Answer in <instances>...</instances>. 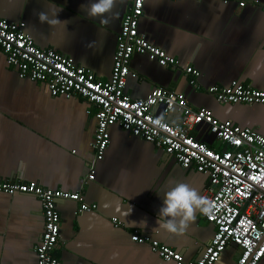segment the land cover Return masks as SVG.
<instances>
[{
	"label": "crops",
	"instance_id": "1",
	"mask_svg": "<svg viewBox=\"0 0 264 264\" xmlns=\"http://www.w3.org/2000/svg\"><path fill=\"white\" fill-rule=\"evenodd\" d=\"M257 1L144 0L138 33L177 65L161 66L133 54L129 69L137 78H127L125 93L138 100L153 88L174 91L219 121L264 135V106L219 104L206 93L209 86H228L232 81L264 91V13L260 10L264 0ZM92 2L0 0V19L23 22L35 46L71 57L105 81L110 78L121 20L132 0H117L111 13L95 18L81 7ZM41 12L62 23H41ZM187 65L200 73L194 87L184 73ZM95 111L83 99L53 97L44 84L19 79L0 53V181H33L46 189L79 192L85 204L95 205L92 211L76 213V202L56 201L60 230L54 255L59 264H174L160 259L148 245L132 242L133 229L186 261L199 259L214 233L199 212L182 236L153 229L158 227L159 208L168 190L182 182L201 194L207 177L193 168H181L173 157L118 125L109 129L103 159L93 164ZM154 112L169 124L182 121L175 110L163 115L157 107ZM191 135L210 147H220L205 126H196ZM89 174L92 180H86ZM112 219L120 224L114 225ZM42 225L37 197L0 193V264H36L34 248ZM238 254L236 247L227 246L216 264H233ZM258 264H264V256Z\"/></svg>",
	"mask_w": 264,
	"mask_h": 264
},
{
	"label": "built area",
	"instance_id": "2",
	"mask_svg": "<svg viewBox=\"0 0 264 264\" xmlns=\"http://www.w3.org/2000/svg\"><path fill=\"white\" fill-rule=\"evenodd\" d=\"M191 1L199 3L202 0ZM253 2L258 4L257 0ZM143 3L144 0H132L121 20L108 80H98L90 69L77 65L71 57L35 46L24 32L23 22L0 19V53L19 79L44 84L53 97L83 99L96 107L90 144L93 164L103 159L109 144V129L118 125L173 157L181 168H193L207 177L201 195L210 201L212 211L200 215L214 227V233L199 259L186 261L178 252L140 234L137 229L130 234L132 242L148 245L160 259L174 264H216L227 246H234L239 251L233 264H258L264 256V135L229 121H219L209 110L191 106L174 91L153 88L146 97L138 100L125 93L127 78H137L129 69L133 54L144 55L161 66L177 65L174 58L138 33ZM244 5V2L238 3L239 7ZM260 10L264 13V5H260ZM184 73L189 78V85L194 87L199 71L187 65ZM206 93L220 104L264 106V91L237 81L228 86H209ZM157 107L163 115L177 111L182 117L181 123L164 121L167 128L155 127L152 120L158 118L154 112ZM199 125L206 127L220 147H210L191 135ZM92 179V174L87 175L86 180ZM0 193L30 194L38 198L43 225L34 248L36 264H59L54 255L60 230L57 200L76 202V213L95 209V205L83 202L79 192L46 189L33 181H0ZM112 222L117 226L120 224L116 219Z\"/></svg>",
	"mask_w": 264,
	"mask_h": 264
},
{
	"label": "clouds",
	"instance_id": "3",
	"mask_svg": "<svg viewBox=\"0 0 264 264\" xmlns=\"http://www.w3.org/2000/svg\"><path fill=\"white\" fill-rule=\"evenodd\" d=\"M117 0H94L85 9L89 17H105V14L111 13L116 5ZM41 23L49 25H57L62 23L58 18H49L45 12L38 14ZM104 23L108 20L105 18ZM63 23H67L64 21ZM152 124L157 128H167L163 116L152 120ZM212 211L211 203L202 196L197 190L190 187L187 183H176L174 187L168 190L162 199V206L159 208L156 223L158 227L154 228V232L164 231L176 236H182L190 223L195 220L196 214L199 212L208 215ZM141 224L147 227L146 221Z\"/></svg>",
	"mask_w": 264,
	"mask_h": 264
},
{
	"label": "rangeland",
	"instance_id": "4",
	"mask_svg": "<svg viewBox=\"0 0 264 264\" xmlns=\"http://www.w3.org/2000/svg\"><path fill=\"white\" fill-rule=\"evenodd\" d=\"M217 102V101H216ZM218 103V102H217ZM220 104V103H219Z\"/></svg>",
	"mask_w": 264,
	"mask_h": 264
}]
</instances>
